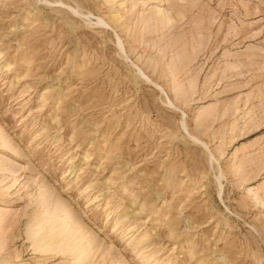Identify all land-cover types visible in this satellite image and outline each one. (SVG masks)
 <instances>
[{"label": "rangeland", "instance_id": "374dc122", "mask_svg": "<svg viewBox=\"0 0 264 264\" xmlns=\"http://www.w3.org/2000/svg\"><path fill=\"white\" fill-rule=\"evenodd\" d=\"M0 264H264V0H0Z\"/></svg>", "mask_w": 264, "mask_h": 264}]
</instances>
